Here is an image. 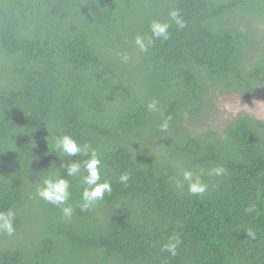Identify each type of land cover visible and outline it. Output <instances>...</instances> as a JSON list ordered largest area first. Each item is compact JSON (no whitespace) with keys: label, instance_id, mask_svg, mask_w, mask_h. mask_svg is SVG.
I'll use <instances>...</instances> for the list:
<instances>
[{"label":"trees","instance_id":"trees-1","mask_svg":"<svg viewBox=\"0 0 264 264\" xmlns=\"http://www.w3.org/2000/svg\"><path fill=\"white\" fill-rule=\"evenodd\" d=\"M173 9L186 27L141 52L135 37ZM263 92L264 0H0V211L16 213L0 264H264V120L195 128L214 93ZM64 134L112 182L88 211L60 166L82 158L54 152ZM186 169L203 170L204 194L176 186ZM53 174L71 182L70 219L36 195ZM173 235L175 257L161 251Z\"/></svg>","mask_w":264,"mask_h":264},{"label":"clouds","instance_id":"clouds-1","mask_svg":"<svg viewBox=\"0 0 264 264\" xmlns=\"http://www.w3.org/2000/svg\"><path fill=\"white\" fill-rule=\"evenodd\" d=\"M170 20L162 22L160 20H153L149 27L152 35L145 39L142 35L135 37L134 43L141 52H147L149 46H151L155 39H159L162 42L170 39L169 28L171 23L174 22L179 28L186 27V21L180 15L179 9H173L168 13ZM129 56L127 54L122 55V60L127 62ZM149 112H160L159 102L152 100L147 104ZM172 117L168 116L163 119L159 125L162 132H167L170 127ZM54 152L58 156L67 157H81L82 159H72L69 163H61V167L65 170L67 177L77 178L82 186L81 202L79 207L81 211H88L99 201L103 200L105 194L111 195L112 182L111 180L104 178V162L101 153L92 146L90 142L80 143L70 134H64L56 136L54 138ZM224 169L216 167L212 169L207 175H222ZM205 175L203 170L199 173L193 170H184L181 173L182 180H176V186L182 188L184 182L187 183L188 193L195 195L204 194L208 185L203 182L202 176ZM130 175L125 172L119 176V181L123 184H127ZM71 182L69 179L59 174L48 175L42 181V185L37 187L36 195L44 201L55 205L60 208L65 218H71L73 214V207L69 204V200L72 196ZM16 213L12 208L7 211H0V233H4L8 236H13L16 232L15 226ZM248 235L254 236L251 230L248 231ZM181 244V240L178 236L169 237L168 241L161 247V251L169 253L172 257L177 255V249Z\"/></svg>","mask_w":264,"mask_h":264},{"label":"rangeland","instance_id":"rangeland-1","mask_svg":"<svg viewBox=\"0 0 264 264\" xmlns=\"http://www.w3.org/2000/svg\"><path fill=\"white\" fill-rule=\"evenodd\" d=\"M215 106L206 118L195 127L202 131L203 128L223 125L241 115H248L257 120H264V92L252 100H247L238 94L221 95L214 93Z\"/></svg>","mask_w":264,"mask_h":264}]
</instances>
